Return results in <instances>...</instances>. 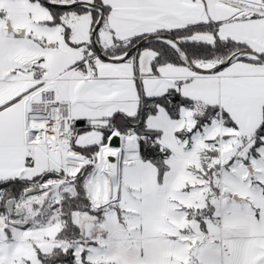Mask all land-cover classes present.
<instances>
[{
  "label": "snow or ice",
  "instance_id": "obj_1",
  "mask_svg": "<svg viewBox=\"0 0 264 264\" xmlns=\"http://www.w3.org/2000/svg\"><path fill=\"white\" fill-rule=\"evenodd\" d=\"M0 264H264V0H0Z\"/></svg>",
  "mask_w": 264,
  "mask_h": 264
}]
</instances>
